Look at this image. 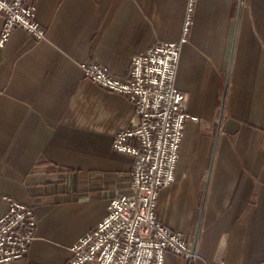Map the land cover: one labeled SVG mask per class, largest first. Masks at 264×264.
<instances>
[{"label":"crops","instance_id":"1","mask_svg":"<svg viewBox=\"0 0 264 264\" xmlns=\"http://www.w3.org/2000/svg\"><path fill=\"white\" fill-rule=\"evenodd\" d=\"M34 1L45 38L17 28L0 46V217L11 198L37 221L26 257L8 264H66L109 200L131 192L134 161L112 138L135 104L82 65L127 80L134 56L181 37L187 0ZM175 88L198 120L156 216L198 259L164 264H264V0H196Z\"/></svg>","mask_w":264,"mask_h":264},{"label":"built area","instance_id":"2","mask_svg":"<svg viewBox=\"0 0 264 264\" xmlns=\"http://www.w3.org/2000/svg\"><path fill=\"white\" fill-rule=\"evenodd\" d=\"M196 0H187L181 37L157 42L134 56L128 79L111 75L103 66L82 65L84 78L100 88L129 98L135 117L112 138V148L133 156L129 194L116 193L107 214L70 247L66 264H164L171 253L188 263L198 259L194 246L156 216L159 191L175 182L184 127L198 118L186 111V95L175 88L181 47L187 42ZM3 28L0 46L11 32L24 30L35 41L45 38L36 22L34 0H0ZM0 217V264L26 257L37 221L31 205L4 198Z\"/></svg>","mask_w":264,"mask_h":264}]
</instances>
